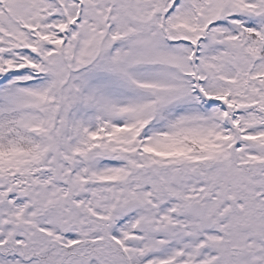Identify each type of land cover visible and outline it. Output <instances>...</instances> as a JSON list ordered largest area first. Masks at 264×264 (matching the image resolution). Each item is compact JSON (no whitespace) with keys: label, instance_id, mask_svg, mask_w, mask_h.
<instances>
[{"label":"snow or ice","instance_id":"6c2138e0","mask_svg":"<svg viewBox=\"0 0 264 264\" xmlns=\"http://www.w3.org/2000/svg\"><path fill=\"white\" fill-rule=\"evenodd\" d=\"M0 264H264V0H0Z\"/></svg>","mask_w":264,"mask_h":264}]
</instances>
